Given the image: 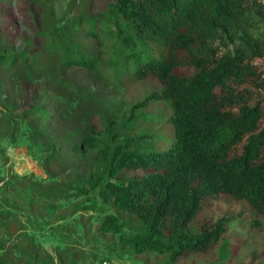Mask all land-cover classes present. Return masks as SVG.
<instances>
[{
	"label": "trees",
	"instance_id": "1",
	"mask_svg": "<svg viewBox=\"0 0 264 264\" xmlns=\"http://www.w3.org/2000/svg\"><path fill=\"white\" fill-rule=\"evenodd\" d=\"M89 4H2L6 21L36 8L51 17L52 31L25 35L20 48L0 46V121L56 173L35 183L41 196L68 199L71 212L100 211L99 231L133 253L168 254L169 262L208 253L222 238V263L233 216L195 224L206 198L245 199L264 213V0H110L96 12ZM13 35L14 27L5 36L1 28L0 43ZM146 78L155 85L127 114L106 100L104 87ZM25 81L38 87L19 106ZM159 100L169 104V146L134 155L138 116ZM2 210L0 225L9 227L10 210ZM5 246L0 240V264H17Z\"/></svg>",
	"mask_w": 264,
	"mask_h": 264
},
{
	"label": "rangeland",
	"instance_id": "2",
	"mask_svg": "<svg viewBox=\"0 0 264 264\" xmlns=\"http://www.w3.org/2000/svg\"><path fill=\"white\" fill-rule=\"evenodd\" d=\"M23 0H0V11L6 4L17 6ZM110 0H90L88 9L96 12ZM5 4V5H2ZM25 4H27L25 2ZM36 10V11H35ZM16 22L5 20L0 13V29L3 36L10 26L15 33L11 39L3 40L0 46L6 50L23 47V37H30L38 30L52 31L51 17L48 21L42 18L38 9L18 13ZM47 22L49 27H47ZM56 22V21H54ZM53 22V23H54ZM152 78L132 80L118 88L104 87L106 100L119 103L121 111L131 102L140 100L150 90ZM18 89L19 106L28 105V95H32L38 85L22 82ZM150 106L138 116L132 132L139 137L130 150L134 155L167 149L173 136L172 124L166 120L169 104L164 101L151 102ZM124 114V115H125ZM0 114V119H1ZM27 130V129H26ZM18 131V130H17ZM15 131V133L17 132ZM28 133V130H27ZM5 121H0V207L8 209L10 226L0 225V240L6 243V256L17 264H257L264 262V213L256 215L252 206L245 199H234L229 195L207 197L203 210L197 215L195 224L201 221L215 220L220 215L229 214L233 219L223 239L228 242L230 256L220 263L216 243L208 253L191 252L179 256L175 262H169L165 253H133L122 245L117 235L104 233L98 229V221L103 213L98 210H78L71 212L73 202L68 199H54L40 195L35 183H47L56 173H49L35 152L31 153L28 140L22 134L14 135ZM143 136V137H142ZM36 141V139H33ZM39 141V140H37ZM39 144V142H38ZM35 145L32 150L35 149ZM56 168L53 167V170ZM136 171L120 173L115 180L120 182ZM102 204L101 198L96 197ZM34 200V204L31 202ZM34 206V207H33ZM5 214V213H4ZM257 219L255 225L251 219ZM135 226H127L129 231ZM62 251V252H61ZM4 254V250L0 252Z\"/></svg>",
	"mask_w": 264,
	"mask_h": 264
}]
</instances>
